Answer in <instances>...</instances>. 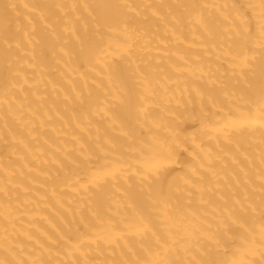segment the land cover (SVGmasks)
Returning <instances> with one entry per match:
<instances>
[{
    "label": "bare ground",
    "instance_id": "bare-ground-1",
    "mask_svg": "<svg viewBox=\"0 0 264 264\" xmlns=\"http://www.w3.org/2000/svg\"><path fill=\"white\" fill-rule=\"evenodd\" d=\"M0 264H264V0H0Z\"/></svg>",
    "mask_w": 264,
    "mask_h": 264
}]
</instances>
